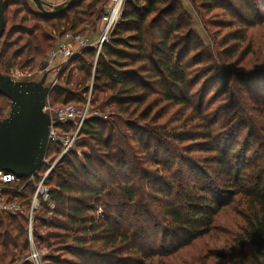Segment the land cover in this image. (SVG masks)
I'll return each mask as SVG.
<instances>
[{"label": "trees", "instance_id": "1", "mask_svg": "<svg viewBox=\"0 0 264 264\" xmlns=\"http://www.w3.org/2000/svg\"><path fill=\"white\" fill-rule=\"evenodd\" d=\"M105 1L51 16L4 0L0 73L37 66L65 32L96 25ZM188 1L213 26L211 49L181 0H127L103 55L69 59L49 105L85 104L91 85L90 104L112 114L82 123L81 153L53 167V207L34 210L31 227L0 212V264L28 256L30 240L52 264H264V0ZM9 106L0 94V120ZM61 150L48 145L49 163ZM45 169L5 184V199L28 212Z\"/></svg>", "mask_w": 264, "mask_h": 264}, {"label": "built area", "instance_id": "2", "mask_svg": "<svg viewBox=\"0 0 264 264\" xmlns=\"http://www.w3.org/2000/svg\"><path fill=\"white\" fill-rule=\"evenodd\" d=\"M126 1L127 0H108V3L103 6V10L97 19L98 24L96 23L95 31L90 33L65 32L62 36L58 37L55 41L54 47L43 58L42 63L37 70L30 71L28 69L18 68L11 70L9 75L13 79H20L29 77L33 73H37L38 75L48 73L51 69L66 64L70 58L78 54L84 48H93L96 60L99 55H103L102 46L109 42L113 28L120 21L122 9ZM55 82L56 80L51 82L50 85L53 86ZM90 95L91 90H89L87 94L85 104L79 107L72 104L60 107H51L46 99L43 111L48 113L50 116L48 145L59 143L62 146V150L52 163H49L48 159L44 157L42 165L46 166V169L42 173L39 180L35 183L28 212L25 211L24 207L5 199L3 194L5 184L16 181L17 177L12 173L0 169L1 213L9 215H23L28 219L29 226L31 227L32 214L34 210L39 208V206L43 203L50 208L53 207L50 189L46 184V181L50 178L53 167L66 152L71 150L77 151L75 147L76 136L82 123L90 117H103L99 110L94 109L90 104ZM68 123H75L76 128L73 134L63 135L57 126ZM30 178H32V176ZM30 242L31 251L28 256L19 259L14 264H23L24 262H30L31 264H43L40 252L33 247L31 240Z\"/></svg>", "mask_w": 264, "mask_h": 264}, {"label": "water", "instance_id": "3", "mask_svg": "<svg viewBox=\"0 0 264 264\" xmlns=\"http://www.w3.org/2000/svg\"><path fill=\"white\" fill-rule=\"evenodd\" d=\"M40 12L56 15L76 0H67L45 9L40 0H28ZM4 29V0H0V36ZM47 74L39 78L13 79L0 73V94L10 100L0 120V169L17 178L31 177L43 163L48 148L50 116L43 111L51 85Z\"/></svg>", "mask_w": 264, "mask_h": 264}, {"label": "rangeland", "instance_id": "4", "mask_svg": "<svg viewBox=\"0 0 264 264\" xmlns=\"http://www.w3.org/2000/svg\"><path fill=\"white\" fill-rule=\"evenodd\" d=\"M181 2H182V5L184 6V8L187 10V12L190 15V19H191V23H192V28H193L194 32L196 33V36L198 37V40L202 42L203 46L206 49L207 48H210L211 49L213 47V43H214L213 42L214 35H211V33H214L213 32V30H214L213 29V26L211 27L210 25H208L206 27L205 24H203V20H202L203 15L201 13H199L194 7H192V5L189 3L188 0H181ZM107 3H108V0L105 1L104 6ZM29 4L31 6L33 5L31 2H29ZM35 10H37V9H35ZM95 30H96V25L95 24H93V23H87L84 26V30H82L81 33H90V32H93ZM220 36L221 35H216V41L220 38ZM43 58L38 61L37 66H35L33 68H30V69L27 68V69L30 70V71L37 70L39 68L38 66H39L40 62L43 60ZM66 64L61 65V66H58V67H55V68L51 69L50 71H48L46 82L49 83L51 81V79H53V81L56 80L58 78L57 76L60 74V72L62 71V69L66 66ZM221 64H225V65L229 66V64H227V62H224V63H221ZM18 68H19V66H13L11 68V70L18 69ZM24 69H26V68H24ZM229 70L230 71H236L237 69H235V67H231ZM73 74H75V71H73ZM40 76L41 75H38L37 73H33L29 77L39 78ZM61 76H62V78H59V81L58 82L60 83V85L64 86L63 79L65 78V76H64V74L61 75ZM89 89L91 90V85H90ZM90 97H91V95H90ZM61 105L62 104H60V106ZM73 105H76V106L79 107V106H81L83 104H73ZM62 106H64V105H62ZM93 108L99 110V112L103 116V117H101L102 119H107L110 116V113H111L110 107H102L101 106V107L97 108V107L93 106ZM174 110L175 109H173L172 111L171 110H168V113L167 114L168 115L172 114L174 112ZM3 114H4V116H6L7 110H4L3 111ZM125 119L126 118L124 117V120ZM77 136H78V134H77ZM77 136H76V144H75V147H76L78 153H81V148L78 147L79 144H78ZM99 212H100V210H97V212L94 215H96ZM221 218H223L224 220L231 219L232 218V214L230 212H228V211H225V212H223L221 214ZM32 220H33V214H32ZM205 240H206L205 238H202L201 240H198L195 243L196 246H193V247H190V248L186 249L185 254H187V255L192 254L193 255V254L198 253L200 250L203 249V244L201 245V243H205ZM36 250H38L40 252V254H41L42 257H43L44 254L47 253V250L44 249V248L36 249ZM43 264H52V263H43Z\"/></svg>", "mask_w": 264, "mask_h": 264}, {"label": "crops", "instance_id": "5", "mask_svg": "<svg viewBox=\"0 0 264 264\" xmlns=\"http://www.w3.org/2000/svg\"><path fill=\"white\" fill-rule=\"evenodd\" d=\"M45 9H50L53 6L59 5L67 0H40ZM33 9H37L35 6H31ZM98 24V23H97Z\"/></svg>", "mask_w": 264, "mask_h": 264}]
</instances>
